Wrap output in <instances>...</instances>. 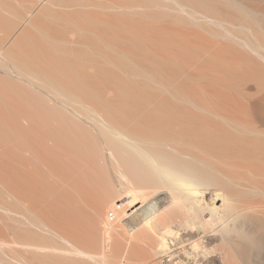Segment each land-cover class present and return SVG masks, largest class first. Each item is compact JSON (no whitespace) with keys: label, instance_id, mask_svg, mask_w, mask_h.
Wrapping results in <instances>:
<instances>
[{"label":"bare ground","instance_id":"6f19581e","mask_svg":"<svg viewBox=\"0 0 264 264\" xmlns=\"http://www.w3.org/2000/svg\"><path fill=\"white\" fill-rule=\"evenodd\" d=\"M259 2L0 0V264H264Z\"/></svg>","mask_w":264,"mask_h":264},{"label":"rangeland","instance_id":"374dc122","mask_svg":"<svg viewBox=\"0 0 264 264\" xmlns=\"http://www.w3.org/2000/svg\"><path fill=\"white\" fill-rule=\"evenodd\" d=\"M264 2H262V3H260L259 2V4H261V5H264L263 4ZM16 73V72H15ZM121 186V185H120ZM119 185H117V189L118 190H121L122 192V194L123 195H125L126 193H127V191H129L130 189V187L127 189V187H124V186H121L120 187ZM124 187V188H123ZM184 188H185V186H183ZM119 188H122V189H119ZM127 190V191H126ZM126 191V192H125ZM124 192V193H123ZM191 195H192V193H188L187 194V197H188V199L191 197ZM246 195H248V196H246ZM246 198V199H245ZM252 198V199H251ZM258 198H257V196L256 195H251V194H245V195H242V197H237V198H234V199H232V200H234V201H232V200H230L231 202H233L234 204H241L242 202H244V203H249V202H255L256 200H257ZM260 199H263L262 197H260ZM250 216H251V218H250ZM249 217V218H248ZM246 218H247V222H248V227H247V229H246V233H247V235L248 236H252V237H254L255 236V230H256V227H257V222L258 221H256L255 219H254V217H253V215H246ZM250 223V224H249ZM228 224V223H227ZM224 225V231H230L229 229L231 228V225L233 226V228H231V230L232 231H234L235 230V228H236V223H229L228 225ZM235 225V226H234ZM251 227H250V226ZM229 226H230V228H229ZM249 228V229H248ZM117 229H119V230H121V228L120 227H118ZM172 229V230H171ZM178 231V232H177ZM231 231V232H232ZM185 232V233H184ZM250 234V235H249ZM191 236V232H187V231H185V230H180L179 229V227H177V226H174V227H172V228H168L167 230H165L164 231V234H163V238H162V241H164V246H165V248L166 249H173V248H175V247H178V246H180L179 244H180V241H182V240H185L184 242L185 243H188L189 241H186L189 237ZM187 238V239H186ZM213 238L214 237H206V238H204V241H202V244L203 245H207L208 247H210L211 245H212V241H213ZM180 240V241H179ZM172 242V243H171ZM162 244V243H161ZM171 245H173V246H171ZM176 245V246H175ZM189 247H193V246H189ZM201 248V245H199L198 246V248ZM179 249H180V247H179ZM202 249V248H201ZM189 249H188V246H184L183 247V251L185 252V251H188ZM197 253H199V252H201V250H198V251H196ZM217 258V259H216ZM164 259H166V258H164ZM203 259H204V257H201V261H203ZM217 264H220L221 263V261H220V258L219 257H214V258H212Z\"/></svg>","mask_w":264,"mask_h":264}]
</instances>
